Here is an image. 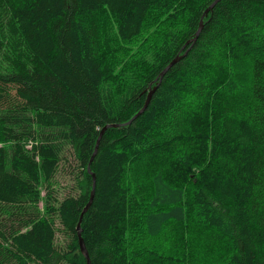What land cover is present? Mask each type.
<instances>
[{
    "label": "trees",
    "instance_id": "trees-1",
    "mask_svg": "<svg viewBox=\"0 0 264 264\" xmlns=\"http://www.w3.org/2000/svg\"><path fill=\"white\" fill-rule=\"evenodd\" d=\"M78 226L90 264H264V0H0V264H86Z\"/></svg>",
    "mask_w": 264,
    "mask_h": 264
},
{
    "label": "water",
    "instance_id": "water-1",
    "mask_svg": "<svg viewBox=\"0 0 264 264\" xmlns=\"http://www.w3.org/2000/svg\"><path fill=\"white\" fill-rule=\"evenodd\" d=\"M217 1H219V0H217ZM212 7V6H211ZM207 12V10L205 11V13ZM202 19H201V21H200V27H199V29H198V31L196 32V34H195V37L192 39L193 41H195L196 40V38L198 37V35H199V33H200V31H201V29H202ZM181 58V56H179V57H177V58H175L162 72H161V74H160V77H162L163 75H164V73H165V71L167 70V68L169 67V66H171L172 64H174V63H176L179 59ZM159 81H160V79H159ZM154 90H155V88L154 89H152L151 91H150V93L148 94V97H147V99H146V102H145V106L147 105V103H148V101H149V99H150V97H151V95H152V93L154 92ZM144 106V107H145ZM144 107H143V109H144ZM142 109V110H143ZM142 110L140 111V112H138L134 117H133V119H135L141 112H142ZM103 132V131H102ZM102 132H101V134H102ZM89 170L88 171H90V168H88ZM93 188H94V176H93ZM92 196H93V189H92V193H91V198H92ZM88 206H89V203H88V205L84 208V210H83V212H85L86 210H87V208H88ZM77 231H78V238H79V249H80V252H81V254L83 255V257L86 259V264H90V259H89V255H88V252H87V250H86V247H85V245H84V242H83V240L80 238V231H79V226L77 227Z\"/></svg>",
    "mask_w": 264,
    "mask_h": 264
},
{
    "label": "rangeland",
    "instance_id": "rangeland-1",
    "mask_svg": "<svg viewBox=\"0 0 264 264\" xmlns=\"http://www.w3.org/2000/svg\"><path fill=\"white\" fill-rule=\"evenodd\" d=\"M64 183H65V181H63ZM62 197V196H61ZM58 227H60L59 225H58ZM58 240L60 239V238H63V234L61 233V231L59 232L58 231Z\"/></svg>",
    "mask_w": 264,
    "mask_h": 264
}]
</instances>
